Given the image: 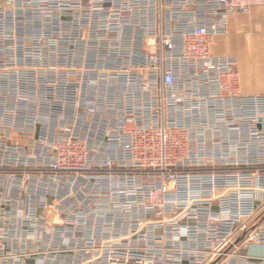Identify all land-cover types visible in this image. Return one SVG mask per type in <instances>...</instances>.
<instances>
[{
    "label": "built area",
    "instance_id": "obj_1",
    "mask_svg": "<svg viewBox=\"0 0 264 264\" xmlns=\"http://www.w3.org/2000/svg\"><path fill=\"white\" fill-rule=\"evenodd\" d=\"M264 0H0V264H264V93L214 52Z\"/></svg>",
    "mask_w": 264,
    "mask_h": 264
},
{
    "label": "crops",
    "instance_id": "obj_2",
    "mask_svg": "<svg viewBox=\"0 0 264 264\" xmlns=\"http://www.w3.org/2000/svg\"><path fill=\"white\" fill-rule=\"evenodd\" d=\"M228 36L238 39L228 43L224 51L215 53L236 58L244 94L264 93V10L258 8L249 15L234 16L232 33Z\"/></svg>",
    "mask_w": 264,
    "mask_h": 264
},
{
    "label": "rangeland",
    "instance_id": "obj_3",
    "mask_svg": "<svg viewBox=\"0 0 264 264\" xmlns=\"http://www.w3.org/2000/svg\"><path fill=\"white\" fill-rule=\"evenodd\" d=\"M236 35H240V33H238ZM243 37L244 36H241V38H243ZM237 39L238 38L236 36H219V37H216L215 46H214V52L224 51L225 48L227 47L228 43L235 42ZM243 40L246 41V38H244ZM255 54H256V52H255Z\"/></svg>",
    "mask_w": 264,
    "mask_h": 264
}]
</instances>
